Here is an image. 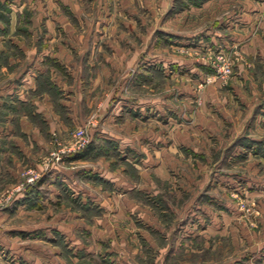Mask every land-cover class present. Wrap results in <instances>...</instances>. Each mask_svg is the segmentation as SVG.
Wrapping results in <instances>:
<instances>
[{
    "label": "rangeland",
    "instance_id": "rangeland-1",
    "mask_svg": "<svg viewBox=\"0 0 264 264\" xmlns=\"http://www.w3.org/2000/svg\"><path fill=\"white\" fill-rule=\"evenodd\" d=\"M72 1L0 0V45L62 41L70 51L72 33L94 30L106 14L92 0L77 14ZM141 4L134 29L142 37L126 39L132 50L97 54L92 70H70L54 57L41 65L40 80L57 75L62 83L51 97L66 132H53L38 165L26 164L1 186L2 257L20 264L24 251L35 264H264V0ZM14 54L19 62L11 76L0 74L1 84L35 57ZM81 129L89 142L68 152ZM88 144V155L76 157ZM54 164L71 170L64 172L75 184L56 186L60 198L41 186L46 207L10 211ZM31 176L39 179L6 198Z\"/></svg>",
    "mask_w": 264,
    "mask_h": 264
},
{
    "label": "crops",
    "instance_id": "crops-1",
    "mask_svg": "<svg viewBox=\"0 0 264 264\" xmlns=\"http://www.w3.org/2000/svg\"><path fill=\"white\" fill-rule=\"evenodd\" d=\"M92 1H94L93 4H95V1L102 2L103 12L106 14H98L96 20L94 19L95 17L93 18V22L95 20L94 30L86 31L85 34L82 32L72 33L76 42L71 43L68 48L70 51L65 49L66 46L62 44V41L58 43L54 41L47 45H36L35 48L18 41L16 42L13 39L11 41L13 46L0 45V59L5 60L0 61V74L6 75L8 73L11 76V70L15 69V62L18 64L19 59L14 56L15 48L19 49L23 55H28L29 57L33 54L35 56L33 61H30L28 66L20 72L19 77L17 76V78H11L2 84L0 83V188L9 182L7 176L15 177L25 168L26 164L33 162L38 165L39 160H41V152L48 149L49 137L53 132L56 130L66 132L63 116L55 107V99L51 97L52 88L56 89V91L57 89L62 91V83L59 82L57 75H50L48 78L40 80V76L44 74L43 71L47 69H42L41 65H46V60L49 57H54L57 62L66 64L70 70H92L96 67L95 55L109 52L114 54L127 53L132 49L126 39L132 36L142 37V32L134 29L136 27L135 23L142 20V13L139 12L142 9V0ZM86 2L88 4L90 0H86ZM82 3H84V0L72 1V10L78 14L79 7L82 9ZM75 6H77L76 9ZM137 6L139 13H137ZM152 6L153 4L150 3V8ZM154 6L156 7L157 3H154ZM87 15L90 17V14ZM121 24H126L127 28H114V26ZM99 26H103L105 29H98ZM111 26L113 27L111 28ZM11 34H14V31L8 34V39L14 38V36L11 37ZM54 39L56 40L57 38L55 37ZM137 50L140 49L138 48ZM135 51L136 47L133 52ZM63 53H70L71 58L64 60L62 57ZM4 55H6V58H4ZM37 72H39V75ZM0 82L2 81L0 80ZM54 89L53 91L55 92ZM25 90L29 91L30 95L22 94ZM30 105L32 108H29ZM42 123L45 126H42ZM68 158L74 159V155ZM25 159L27 162L24 161ZM64 170L71 172V170L55 164L50 166V169L44 171L43 177L39 180V186L37 185L34 189L31 187L28 191L29 194L24 195L10 211L19 212L23 209L32 210L46 207V197L41 194V186L43 187L44 185L51 186L54 191L51 195L54 194L60 198L62 194L58 189L61 186L69 185L72 187V183L75 184L74 176L70 173L66 174ZM49 198L51 199L52 197ZM28 199H38L37 205H32ZM71 239L73 240L75 237ZM52 240L55 241L56 239ZM7 246L9 247V245ZM19 255H22L21 259H19L21 261V263L19 262L20 264H31L32 262L35 264L31 260L32 257L26 256L24 251ZM7 257L8 259L0 255V264H18L11 255H7Z\"/></svg>",
    "mask_w": 264,
    "mask_h": 264
},
{
    "label": "built area",
    "instance_id": "built-area-1",
    "mask_svg": "<svg viewBox=\"0 0 264 264\" xmlns=\"http://www.w3.org/2000/svg\"><path fill=\"white\" fill-rule=\"evenodd\" d=\"M86 134L87 133L84 129L79 130L75 135L78 138V141L76 143L77 145H76V147H73L72 149H68V152L83 148L89 142ZM38 176L37 177H34V176L29 177L26 181H24L20 185H18V187L15 190H12L11 192H9L8 195H6V198L9 199L14 194V192L17 190L26 191L32 184L35 183L36 180L39 179ZM4 197H5V195H4Z\"/></svg>",
    "mask_w": 264,
    "mask_h": 264
},
{
    "label": "trees",
    "instance_id": "trees-1",
    "mask_svg": "<svg viewBox=\"0 0 264 264\" xmlns=\"http://www.w3.org/2000/svg\"><path fill=\"white\" fill-rule=\"evenodd\" d=\"M93 149L92 145L90 146V144H88L86 146V148H84L83 150L79 151L78 153L75 154L76 157H83L88 155V153Z\"/></svg>",
    "mask_w": 264,
    "mask_h": 264
}]
</instances>
